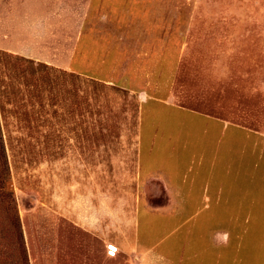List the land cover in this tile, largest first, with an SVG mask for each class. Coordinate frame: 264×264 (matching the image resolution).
<instances>
[{"label":"rangeland","instance_id":"374dc122","mask_svg":"<svg viewBox=\"0 0 264 264\" xmlns=\"http://www.w3.org/2000/svg\"><path fill=\"white\" fill-rule=\"evenodd\" d=\"M0 21V264H264V0Z\"/></svg>","mask_w":264,"mask_h":264},{"label":"crops","instance_id":"0c3cea01","mask_svg":"<svg viewBox=\"0 0 264 264\" xmlns=\"http://www.w3.org/2000/svg\"><path fill=\"white\" fill-rule=\"evenodd\" d=\"M11 17V16H10ZM10 19V18H9ZM2 34V26H1V21H0V35ZM4 41H3V39L0 37V49L2 50H6L7 48L4 46ZM10 47V46H9ZM10 48H12V47H10ZM213 120V119H212ZM223 121V120H222ZM216 123H221V120H219V119H216V121H215ZM227 123V122H226ZM236 127H238L237 125H236ZM216 153H217V151H216ZM216 156H218L217 154H216ZM219 160H220V158H219V156L217 157V162H215V164H213V168H211V170L209 171V173H208V180L209 179H212L213 178V170H214V168H215V166L218 164V162H219ZM207 186H208V182L205 180V184H203V187H202V193H203V196H204V194H205V192H206V189H207ZM219 188V187H218ZM252 216H251V214L248 216V218H251Z\"/></svg>","mask_w":264,"mask_h":264},{"label":"built area","instance_id":"2783aa9c","mask_svg":"<svg viewBox=\"0 0 264 264\" xmlns=\"http://www.w3.org/2000/svg\"><path fill=\"white\" fill-rule=\"evenodd\" d=\"M109 247V249H108V255L109 256H114L115 254H116V252H117V248H115L114 246H111V245H109L108 246Z\"/></svg>","mask_w":264,"mask_h":264},{"label":"trees","instance_id":"16d2710c","mask_svg":"<svg viewBox=\"0 0 264 264\" xmlns=\"http://www.w3.org/2000/svg\"><path fill=\"white\" fill-rule=\"evenodd\" d=\"M108 249H109V247H108ZM118 253H119V251L117 250L116 254L113 257H115Z\"/></svg>","mask_w":264,"mask_h":264}]
</instances>
